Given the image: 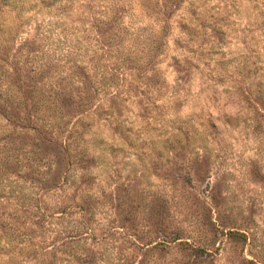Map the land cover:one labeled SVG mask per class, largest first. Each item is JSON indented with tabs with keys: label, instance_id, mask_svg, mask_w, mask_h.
Segmentation results:
<instances>
[{
	"label": "rangeland",
	"instance_id": "rangeland-1",
	"mask_svg": "<svg viewBox=\"0 0 264 264\" xmlns=\"http://www.w3.org/2000/svg\"><path fill=\"white\" fill-rule=\"evenodd\" d=\"M256 82L264 0H0V264H264Z\"/></svg>",
	"mask_w": 264,
	"mask_h": 264
},
{
	"label": "trees",
	"instance_id": "trees-1",
	"mask_svg": "<svg viewBox=\"0 0 264 264\" xmlns=\"http://www.w3.org/2000/svg\"><path fill=\"white\" fill-rule=\"evenodd\" d=\"M256 84H257V86H258V84H260V86H261V82H256ZM260 86H259V89H258L259 92L263 89L262 86H261V87H260ZM261 93H264V89H263V91H262ZM261 93H260V94H261ZM261 95H262V94H261Z\"/></svg>",
	"mask_w": 264,
	"mask_h": 264
}]
</instances>
